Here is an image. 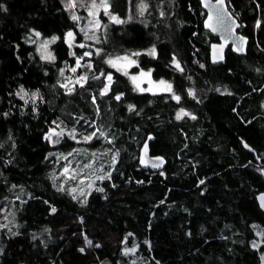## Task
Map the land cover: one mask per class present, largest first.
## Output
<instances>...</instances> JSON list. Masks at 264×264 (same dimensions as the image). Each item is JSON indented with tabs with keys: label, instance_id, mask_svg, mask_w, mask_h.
Listing matches in <instances>:
<instances>
[{
	"label": "trees",
	"instance_id": "16d2710c",
	"mask_svg": "<svg viewBox=\"0 0 264 264\" xmlns=\"http://www.w3.org/2000/svg\"><path fill=\"white\" fill-rule=\"evenodd\" d=\"M109 1L124 23L103 17L99 49L142 51L135 70L170 81L180 99L139 93L96 58L87 85L63 94L59 70L75 67L87 48L62 0H0V264H134L124 250L135 246L136 264H263L264 245H253L264 230L257 196L264 191V0H228L250 45L245 56L229 50L219 65L210 61L217 38L204 28L199 0ZM31 31L58 37L52 62L28 41ZM109 72L114 82L98 96L96 118L91 98ZM21 88L38 91L40 100L24 101ZM182 106L195 112L194 121L175 118ZM83 114L99 120L113 140L102 146L118 152L85 201L59 190L52 177L54 151L76 142L53 146L46 138L56 121L80 126ZM149 135L151 154L167 160L159 172L139 166ZM6 214L16 226L4 225Z\"/></svg>",
	"mask_w": 264,
	"mask_h": 264
},
{
	"label": "rangeland",
	"instance_id": "374dc122",
	"mask_svg": "<svg viewBox=\"0 0 264 264\" xmlns=\"http://www.w3.org/2000/svg\"><path fill=\"white\" fill-rule=\"evenodd\" d=\"M66 10L69 12V14L73 17V15L78 16L79 20H74L79 28L80 33L83 36L84 42L81 43L84 45V47L81 48H87L86 52H90V56H84L88 58L87 60H84V57H79V65L76 64L75 67H64L63 69H60L56 78V90L61 91L63 94L68 95L73 93L75 90H80L81 88L85 87L89 81V78L91 75L95 74V61L92 60V58H96L98 62L104 61L107 66L114 70H118L121 73L125 75V72L127 73V77L132 84V86L135 88V90L139 93H151V94H172L173 97L178 96L175 93L173 84L165 79H156L153 75V71L150 69L145 68H138L135 70L137 66H139V61L141 58V55L143 54L142 51H133V52H118V51H110V49H107L106 51H102L99 49V45L102 43L101 40V34L105 32V21L103 20V17L107 18L110 22H114L111 19V16H116L120 20V18L117 14H115L111 10L110 1L107 0L109 8H108V14L105 13L104 7L101 6V0H75V7L69 8L67 5L70 3V0H62ZM95 2L98 6L95 9H91L95 12V16H89L88 12L90 10L91 4ZM141 5H145V9L143 10L142 15L145 13L147 9V5L145 3H141L140 7H138V13L141 14ZM131 14L129 15V17ZM136 17V16H132ZM131 19V18H130ZM98 20L100 23V27L96 28L94 27V22ZM115 23V22H114ZM119 24V23H116ZM107 26V25H106ZM11 27V24H9L8 28ZM35 31H31L28 33V41L30 43L35 45V49L40 56L41 60L45 62H52L53 60H46L42 58V53L40 50V45L44 43L45 41H51L53 37H44L40 34L39 37L35 35ZM15 34H21L23 36V32L21 30H18ZM94 37V38H93ZM110 39V37L108 36ZM71 41L74 40V36L70 38ZM53 43L48 44L47 51L52 53L50 46ZM80 44V45H81ZM97 50V51H96ZM133 53H140L139 56L132 55ZM53 55V53H52ZM128 56L129 60L136 61L135 64L129 63V61L120 60L117 62V66L113 67L107 61L109 59L115 60L117 57H124ZM76 68V71L73 72L72 69ZM256 73L258 72L257 69ZM141 71L148 73L151 72V76H141ZM112 76V81L109 82L107 80V76ZM86 77L85 80L80 81V77ZM132 76L138 77V80L134 83L131 79ZM164 80L167 84H171L172 90L166 91L164 85H159V81ZM77 81H80L79 83ZM114 82V77L112 72H109L105 75L103 79V87L99 89L98 95L94 93L93 97L91 98V101L93 103V106L96 108L98 117L99 114V108H98V96L106 95L110 92L112 84ZM137 84L139 85V88L137 87ZM64 85H67V87H64ZM107 88V90H105ZM145 89V91H140L139 89ZM151 88V91H148L147 89ZM222 88V89H221ZM23 89V88H21ZM215 89L218 90H224L223 87L217 86ZM24 93H27L26 96H24L23 100L26 102H32L37 103L40 100V93L38 91H30L27 89H23ZM19 96L21 98V95L23 93L21 90H19ZM191 93L190 95H192ZM22 99V98H21ZM183 110L187 115H183L180 119H177V114ZM192 117H195V112L192 109H188L187 107H180L177 109L175 113V118L177 120H190L191 122L194 121ZM82 118L83 122H80V126L77 125H67L66 122L63 120L56 121L54 123V126L49 131L47 137H51L50 139L47 138L48 142L53 145L57 146L60 143H62L64 140H73L76 142V146L68 151L58 149L57 151H54V157L56 158L57 166L52 171V177L54 180L55 185L57 188L63 192H68L71 194L75 199L85 201L88 199L90 194L95 190L96 184L105 178L108 172V167H112L117 158H118V152L115 150L113 152H110L107 147L102 146L105 141L113 142L111 137L107 134L106 131L102 130L101 127H99V120L95 119L93 123L89 122V118H87L84 114L80 116ZM95 129H94V128ZM92 128V129H91ZM54 133H62L61 135H55ZM95 133V135H92ZM91 137L89 140H85L84 137ZM93 140H99V146L98 147H90V143L93 142ZM107 167V169H106ZM67 168L68 172L65 173L64 169ZM75 189V191H73ZM12 214V213H11ZM11 214H6V217H4L5 222L4 225L10 229L12 226H16L17 222L15 221L14 217H11ZM0 219V221H2ZM257 239L254 243L256 247H260L261 245H264V230L258 229L257 230ZM133 251H129V250ZM124 253L127 256H130L132 258V262L136 264L138 261V255H137V246L126 248L124 250ZM263 264H264V255H263Z\"/></svg>",
	"mask_w": 264,
	"mask_h": 264
},
{
	"label": "water",
	"instance_id": "95a60500",
	"mask_svg": "<svg viewBox=\"0 0 264 264\" xmlns=\"http://www.w3.org/2000/svg\"><path fill=\"white\" fill-rule=\"evenodd\" d=\"M201 7L206 13L204 28L218 38V42L210 44V61L213 65L226 62V53L230 46L238 55H246L249 48L250 38L239 33L241 23L230 10L228 0H199ZM211 17V19H209ZM211 24V27H209ZM154 135H149L139 152V166L154 172L162 171L167 166V160L163 156L151 154V142ZM147 146V151H145ZM158 165V166H154Z\"/></svg>",
	"mask_w": 264,
	"mask_h": 264
},
{
	"label": "snow or ice",
	"instance_id": "6c2138e0",
	"mask_svg": "<svg viewBox=\"0 0 264 264\" xmlns=\"http://www.w3.org/2000/svg\"><path fill=\"white\" fill-rule=\"evenodd\" d=\"M221 2H222V0H221ZM75 6H76V5H75V0H70V3L67 5V7H69V8H73V7H75ZM101 6L104 7L105 13L108 14V8H109V5H108L107 0H101ZM97 7H98V6L96 5V3L93 2V3L91 4V6H90V10H89V12H88V15H89V16H95V12L92 11L91 9H95V8H97ZM145 7H146L145 5H141V14L143 13V10L145 9ZM72 19H73V20H79L80 18H79L78 16L73 15ZM111 19H112L115 23H124L123 20H120L118 17H116V16H114V15L111 16ZM209 19H211V17H210ZM90 23H94V27H96V28H99V27H100V23H99L98 20H96V21H94V22H90ZM258 25H259V22H258ZM209 27H211V24H209ZM35 35H36L37 37H39V36H40V33H39V32H36ZM67 36H68L69 38H71V37H73V33H72V32H68V33H67ZM93 38H94V37H93ZM56 39H58V37H53L51 41H45L44 43H42V44L40 45V50H41L42 58H43V59H46V60H54V59H55V57L52 55V53H50V52L47 51V48H48V44H49V43H54V42L56 41ZM80 47H84V45L81 44ZM148 54L154 56V55L156 54V50H155V48H152V49L149 51ZM90 55H91L90 52H85V53H84V56H90ZM132 55L139 56L140 53H133ZM120 60L129 61V63H131V64H135V63H136V61H134V60H129V57H128V56L117 57L115 60H113V59H109V60L107 61V63H109V64L112 65L113 67H116V66H117V62L120 61ZM77 65H79V60H77ZM176 67H177V68H180V65H179L178 62L176 63ZM181 70H182V69H181ZM72 71L75 72V71H76V68H73ZM102 74H103V73H102ZM125 75H127L126 72H125ZM140 75H141V76H148V77H150V76H151V72L145 73V72L141 71ZM85 79H86V77H83V76L80 77V81L85 80ZM131 79H132V81L135 83V82L138 80V77H136V76H132ZM107 80H108L109 82H111V81H112V76H111V75H108V76H107ZM80 81H77V82L79 83ZM159 85H164L166 91H169V92H170V91L172 90V86H171V84H167L164 80L159 81ZM64 87H67V85H64ZM137 87L139 88V85H138V84H137ZM105 90H107V88H106ZM139 90H140V91H145V89H142V88L139 89ZM147 90H148V91H151V88H149V89H147ZM21 92L23 93V95H21V98L23 99L24 96L27 95V93H24V92H23V89H21ZM116 99L119 100V99H120V96H116ZM175 99H176L177 101H179L180 97H179V96H175ZM129 107H130V109L132 108V106H129ZM183 115H187V113H185L183 110H181V112L177 114V119H180ZM192 118L195 119V117H192ZM54 134H55V135H61L62 133H54ZM92 135H95V133H93ZM47 138L50 139L51 137L49 136V137H47ZM84 139H85V140H89V139H91V137H90V136H89V137H84ZM145 151H147V146H145ZM154 166H158V165H154ZM64 172L67 173V172H68V169L65 168V169H64ZM108 175H109V177H110L111 173H109ZM200 183L203 184L204 181L201 180ZM99 190L102 191L103 189H99ZM73 191H75V189H73ZM261 200L264 201V196L261 197ZM52 211L55 212L56 209L53 208ZM86 242H87L89 245H91V243H92L90 240H87ZM253 246L255 247L256 245L254 244ZM97 247H99V245H97ZM80 251L83 252L84 249L82 248V249H80ZM129 251H133V250L130 249Z\"/></svg>",
	"mask_w": 264,
	"mask_h": 264
},
{
	"label": "flooded vegetation",
	"instance_id": "af4514ba",
	"mask_svg": "<svg viewBox=\"0 0 264 264\" xmlns=\"http://www.w3.org/2000/svg\"><path fill=\"white\" fill-rule=\"evenodd\" d=\"M241 23V22H240ZM239 33H241L242 35H244V36H246V37H248L247 35H245L243 32H242V24H241V28L239 29V31H238ZM217 38V37H216ZM249 38V37H248ZM219 40H218V38L216 39V41H214V42H218ZM250 45V44H249ZM232 51V46H230V48L228 49V51ZM227 51V52H228ZM233 52V51H232ZM234 53V52H233ZM227 54V53H226ZM236 54V53H235ZM238 55V54H237ZM247 55V54H246ZM245 56V55H244ZM262 89H264V81L262 82ZM261 105H262V107L264 108V96H263V99H262V101H261ZM256 158L258 159V160H261V159H263V157H261V156H259V155H256ZM258 202H259V204H260V207H261V209L262 210H264V201H262L261 200V197L262 196H264V191L263 192H261V193H259L258 195Z\"/></svg>",
	"mask_w": 264,
	"mask_h": 264
}]
</instances>
